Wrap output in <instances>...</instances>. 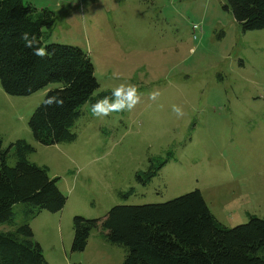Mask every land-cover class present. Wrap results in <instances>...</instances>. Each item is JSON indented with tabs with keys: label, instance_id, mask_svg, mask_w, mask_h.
I'll use <instances>...</instances> for the list:
<instances>
[{
	"label": "rangeland",
	"instance_id": "374dc122",
	"mask_svg": "<svg viewBox=\"0 0 264 264\" xmlns=\"http://www.w3.org/2000/svg\"><path fill=\"white\" fill-rule=\"evenodd\" d=\"M23 3L54 12L44 45L67 44L89 56L98 82L93 95L123 83L135 85L141 97L132 111L107 117L93 116L86 103L73 127L76 139L44 145L28 119L59 84L27 96L9 95L0 85L3 146L25 139L34 147L28 159L47 166L66 196L61 211L30 220L35 239L58 242L64 216L73 237L76 215L103 218L113 206L164 202L194 189L227 228L264 216V28L243 32L226 0ZM169 153L149 181L137 179ZM88 242L82 252L70 245L68 262H123L125 250L104 240L99 228Z\"/></svg>",
	"mask_w": 264,
	"mask_h": 264
},
{
	"label": "trees",
	"instance_id": "16d2710c",
	"mask_svg": "<svg viewBox=\"0 0 264 264\" xmlns=\"http://www.w3.org/2000/svg\"><path fill=\"white\" fill-rule=\"evenodd\" d=\"M226 1L243 32L264 28V0ZM53 21L54 12L47 7L0 0V85L4 92L27 96L50 83L59 84L46 93L28 119L34 138L44 145L74 141L73 127L81 108L112 97V90L93 95L98 82L84 51L67 44L44 45L41 29H49ZM23 32L35 34L48 55L41 58L25 47L20 39ZM50 99L53 102L46 103ZM33 151L22 138L5 148L0 136V264H49L30 220L42 211H61L66 196L47 166L28 159ZM171 157L169 153L156 167L137 173V179L146 183ZM72 228V251H84L92 231L99 228L104 240L125 250L121 264H264V216H250L246 223L227 228L198 189L164 202L113 206L103 218L76 215Z\"/></svg>",
	"mask_w": 264,
	"mask_h": 264
},
{
	"label": "clouds",
	"instance_id": "9594fccd",
	"mask_svg": "<svg viewBox=\"0 0 264 264\" xmlns=\"http://www.w3.org/2000/svg\"><path fill=\"white\" fill-rule=\"evenodd\" d=\"M20 39L24 41L25 47L33 49L34 55L41 58L48 55L46 49L39 46V41L35 34L23 32ZM113 77L119 78L117 73H113ZM158 95L159 93L154 91L150 93V98L154 100ZM113 97H115L114 100L112 99ZM140 98L138 88L135 85L122 83L112 89V97H104L93 104L91 113L96 117H107L113 112L132 111L140 102ZM53 99L48 100L46 103L51 104ZM58 103L62 105L63 101L60 100ZM172 111L177 117H183L184 115L183 110L177 105L172 106Z\"/></svg>",
	"mask_w": 264,
	"mask_h": 264
},
{
	"label": "crops",
	"instance_id": "0c3cea01",
	"mask_svg": "<svg viewBox=\"0 0 264 264\" xmlns=\"http://www.w3.org/2000/svg\"><path fill=\"white\" fill-rule=\"evenodd\" d=\"M49 218L50 216L48 214L44 215V220H47ZM64 221H65V234L63 235L59 232L58 242L54 240L50 243L48 240L49 238H44V237L38 238V241L43 248L44 256L49 264H67L68 262L67 248L71 245L72 235L69 234V232L67 231V220L65 216H64ZM47 228L48 227L45 225L44 229ZM88 244L89 242L87 243L85 249H87ZM82 264H84V261H82Z\"/></svg>",
	"mask_w": 264,
	"mask_h": 264
},
{
	"label": "built area",
	"instance_id": "2783aa9c",
	"mask_svg": "<svg viewBox=\"0 0 264 264\" xmlns=\"http://www.w3.org/2000/svg\"><path fill=\"white\" fill-rule=\"evenodd\" d=\"M81 1V0H80Z\"/></svg>",
	"mask_w": 264,
	"mask_h": 264
}]
</instances>
